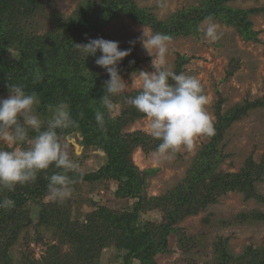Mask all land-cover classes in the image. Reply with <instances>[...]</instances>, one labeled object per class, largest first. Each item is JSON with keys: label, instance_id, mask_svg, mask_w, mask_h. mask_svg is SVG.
Wrapping results in <instances>:
<instances>
[{"label": "trees", "instance_id": "1", "mask_svg": "<svg viewBox=\"0 0 264 264\" xmlns=\"http://www.w3.org/2000/svg\"><path fill=\"white\" fill-rule=\"evenodd\" d=\"M232 1L200 0L198 5H190L160 19L149 8L139 6L136 0H80L69 15L54 13V26L40 33L39 14L43 11V0H0V98H7L8 85L22 84L26 93L35 91L38 94L40 103L35 108L39 113L52 114L50 105L67 102L78 127L64 130L62 141L67 142V136L77 135L82 155L92 148L102 151L105 157L96 170L67 173L77 180L71 196L84 183L93 190L100 183L107 186L112 181L116 186L114 196L124 203L115 211L90 196H85L82 202L78 198L80 203L76 208H73L71 198L63 203L45 201L50 196L46 177L60 171L54 166L38 173L35 182L17 185L15 191L0 188V199L9 197L15 202L11 209L0 208V264H15L13 245L22 233L29 237L30 227L35 229L36 239L42 230H47L56 242L48 245L41 259L29 254L16 264H99L102 251L108 248L122 256L124 264L134 261L155 264L157 255L170 251L169 236L179 229L173 225L198 215L209 204L216 203L218 197L238 190L245 197L264 201V195L256 187L258 182H264V150L258 160L252 154L247 156L239 171L217 169L226 156L221 144L226 129L248 109L263 105L264 99L223 111V99L219 95L214 110L215 135L201 146L182 180L163 194L148 196L146 179L156 172V168L140 169L132 154L137 147L145 153L153 151L160 141L140 129L124 130L127 125L145 117L124 101V97H134L139 89L125 90L123 94L112 96L109 104H103L100 100L105 94L103 84L109 76L104 68L95 64L100 53L85 59L74 45L94 39L121 14L153 33L172 37L197 34V22L208 17L220 18L233 26L244 40L257 41V31L252 30L249 15L260 11L264 14V7L239 9L229 4ZM131 42L134 43L120 47L131 48V52L120 62L119 73L143 70L141 58L134 55L138 42ZM189 61L190 58L177 54L173 71L183 72V66ZM37 70L43 76L39 83L34 81ZM113 101L120 107L117 113ZM96 109L105 113L106 131L97 126ZM34 135L29 132L30 137ZM29 202L38 207L36 223L27 207ZM151 210H160L164 220L158 224L142 220V214ZM263 216L260 210L253 209L233 214L223 222L225 225L243 223ZM180 236L181 244H186L185 237L188 236L184 233ZM226 243L227 239L221 236L214 240L213 258L203 264H264V244L248 245L241 253L233 254ZM64 245L66 249H63Z\"/></svg>", "mask_w": 264, "mask_h": 264}, {"label": "rangeland", "instance_id": "2", "mask_svg": "<svg viewBox=\"0 0 264 264\" xmlns=\"http://www.w3.org/2000/svg\"><path fill=\"white\" fill-rule=\"evenodd\" d=\"M80 0H43V11L39 14V21L42 27L39 32L44 33L54 26L52 15L54 13L69 15ZM200 0H136L139 6L147 7L158 18H166L170 14L186 8L190 5H198ZM233 7L239 9H250L264 7V0H234L229 2ZM252 30L257 31V41L244 40L233 26L225 24L220 18H212L211 22L217 25V31L222 33L221 38L215 42H210L205 36V30L209 23L208 18L196 23L197 34L187 36H174L170 42L172 50L167 57L168 67L173 71L177 54L190 58V61L183 66V73L195 76L200 80L204 94L208 98L207 111L215 121V105L219 95L223 99L221 108L223 111L243 106L245 103L264 99V14L263 12L249 15ZM154 34L148 27L142 26L131 20L125 14L114 18L110 24L103 28L95 37H102L106 40L118 41L119 47L125 43L136 41L138 45L134 49V55L141 58L140 65L145 71H154L152 58L137 40L142 32ZM155 59V51H153ZM233 69V70H232ZM139 73V72H138ZM136 72H122L121 77L128 84L126 90L139 89L140 81ZM114 111H119L116 101L112 102ZM39 114L47 125L50 113ZM140 129L148 132V120L146 117L136 120L127 125L124 130L132 131ZM68 152L72 158L78 161L79 172L96 170L104 163L105 157L100 150H85L82 155V146L78 143V136H67ZM210 137L200 136L194 141L191 149L182 147L171 159L154 156V152L145 153L141 147L135 148L132 159L140 169L156 168V172L146 179L145 191L148 196L165 193L182 180L189 169L192 160L199 153L202 145L206 144ZM65 142V141H62ZM74 143L78 146H74ZM223 151L226 153L224 159L218 163L217 169L236 172L242 167L244 159L252 154L258 160L264 150V104L248 109L237 121H233L226 129L221 140ZM11 146L0 142V148H10ZM77 148V150H76ZM89 185L82 184L77 193L70 198L73 208L82 202L85 196H90L95 202L110 206L115 211L124 203L113 194L116 186L111 181L104 186L100 183L93 190H89ZM257 189L264 195V182L257 183ZM78 198L81 200L78 202ZM45 201H51V196H47ZM128 201V200H127ZM131 203V200L128 201ZM126 204V203H125ZM30 209L33 223L37 222V206L27 203ZM85 208L90 206L85 205ZM260 210L264 215V201L256 197H245L241 191H232L226 195L218 197L216 203H211L198 215L190 216L179 223L173 225L176 231L169 236L170 251L166 254L156 256L155 264H203L213 257L212 243L218 237L227 239V248L233 254L241 253L248 245L258 247L264 244V218H250L243 223L225 225L223 222L233 214L241 211ZM264 217V216H263ZM36 220V221H35ZM142 220L150 224H158L163 221L160 210H151L142 214ZM167 222V220H165ZM37 239L35 229H28L29 237H24L22 233L19 240L13 245L12 253L15 264L24 255H32L35 259L42 258L48 245L56 241L47 230ZM184 233L187 238L186 244H181L180 235ZM192 237L193 239H190ZM32 238V239H31ZM66 245L63 249H66ZM19 263V262H18ZM99 264H124V259L111 248L102 251ZM131 264H138L137 261Z\"/></svg>", "mask_w": 264, "mask_h": 264}, {"label": "clouds", "instance_id": "3", "mask_svg": "<svg viewBox=\"0 0 264 264\" xmlns=\"http://www.w3.org/2000/svg\"><path fill=\"white\" fill-rule=\"evenodd\" d=\"M211 19L208 17L205 36L215 43L222 33L217 31V25ZM172 39L170 34L145 31L137 38L151 56L154 71L140 70L138 93L134 97H124L127 104L146 117L149 134L160 141L154 152L157 159H171L182 147L191 149L198 137L215 135L213 117L206 108L209 101L200 80L183 72L177 74L168 67ZM74 45L85 59L96 56L98 51L100 53L95 64L104 68L109 76L103 84L105 94L100 99L103 104H109L112 96L125 92L128 84L121 77L118 66L130 55L131 48L121 49L118 41L102 37L89 38L86 44ZM42 79L37 70L34 81L39 83ZM39 103L38 94L35 91L26 93L22 84L8 85L7 98H0V142L11 146L0 148V188L15 191L17 185L35 182L38 173L54 166L60 171L46 177L47 188L53 201L63 203L71 197L77 183L67 173L78 169V161L72 156L79 153L69 154L61 133L78 127V121L72 116L70 105L60 101L49 106L52 115L44 127L35 112ZM94 118L97 126L106 131L105 113L96 109ZM30 131L35 135L30 137ZM14 204L9 197L0 199L2 209H11Z\"/></svg>", "mask_w": 264, "mask_h": 264}, {"label": "water", "instance_id": "4", "mask_svg": "<svg viewBox=\"0 0 264 264\" xmlns=\"http://www.w3.org/2000/svg\"><path fill=\"white\" fill-rule=\"evenodd\" d=\"M73 144H74V146H76L78 148V146L76 145V143L73 142ZM77 148H76V150H77Z\"/></svg>", "mask_w": 264, "mask_h": 264}]
</instances>
